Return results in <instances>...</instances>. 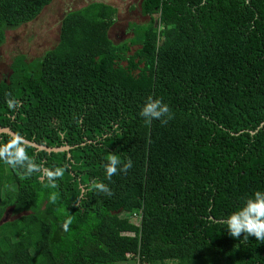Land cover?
<instances>
[{"label": "trees", "instance_id": "1", "mask_svg": "<svg viewBox=\"0 0 264 264\" xmlns=\"http://www.w3.org/2000/svg\"><path fill=\"white\" fill-rule=\"evenodd\" d=\"M52 1L0 0V45ZM139 13L147 21L114 44L116 9L89 3L61 18L42 58H12L0 128L69 150L17 146L65 169L55 189L0 158V264H264V243L224 229L264 190V0H140ZM148 96L169 106L167 123L138 116ZM13 142L0 134V151ZM111 154L133 166L109 183ZM8 209L15 218L4 222Z\"/></svg>", "mask_w": 264, "mask_h": 264}, {"label": "clouds", "instance_id": "2", "mask_svg": "<svg viewBox=\"0 0 264 264\" xmlns=\"http://www.w3.org/2000/svg\"><path fill=\"white\" fill-rule=\"evenodd\" d=\"M17 104L18 101L14 98L7 100V106L10 109L17 106ZM138 116L143 119L145 124H151L155 120L163 125L172 118L169 106L160 98H153L152 96L145 99ZM20 143V138H14L11 145L13 150L0 151V158H3L8 165L22 169V178H28L33 172L39 171L41 178L46 180V187L55 189L57 187L56 181L64 175L65 169L63 167L54 170L42 168L29 159L22 147H17ZM132 166L133 162L130 157L125 158L122 163L116 154L109 155L107 162L102 165L103 181L110 183L114 175L118 173L125 174ZM103 181L93 179L90 181V186L99 193L111 196V189ZM83 195L84 193H81V196ZM56 198L55 192L48 196L49 202L53 204L56 202ZM4 219L3 217L2 221ZM71 224L72 216L68 214L61 223L62 230L68 231ZM224 229L233 238L241 237V234H243V242H247L249 237H254L257 242L264 243V190L254 191L246 197L224 220Z\"/></svg>", "mask_w": 264, "mask_h": 264}, {"label": "rangeland", "instance_id": "3", "mask_svg": "<svg viewBox=\"0 0 264 264\" xmlns=\"http://www.w3.org/2000/svg\"><path fill=\"white\" fill-rule=\"evenodd\" d=\"M92 2H102L116 9L115 22L108 32L114 44L130 37L129 25H139L147 21L139 13L140 0H53L34 21L6 31L5 40L0 45V80L8 76L9 65L16 55H23L28 61L42 58L58 40L61 18L67 12ZM3 217L7 220L15 218L9 209ZM124 264L137 263L135 259L129 258Z\"/></svg>", "mask_w": 264, "mask_h": 264}, {"label": "water", "instance_id": "4", "mask_svg": "<svg viewBox=\"0 0 264 264\" xmlns=\"http://www.w3.org/2000/svg\"><path fill=\"white\" fill-rule=\"evenodd\" d=\"M0 134H6L8 136H10L11 138H20L21 140V143L24 144V145H28L32 148H35L36 150L38 151H45L47 153H57V152H65V151H68L69 150V147H61V148H47L45 146H39V145H36L34 143H31L29 141H26L25 139L17 136L15 133H13L9 128H0ZM7 221V219H4V222Z\"/></svg>", "mask_w": 264, "mask_h": 264}]
</instances>
